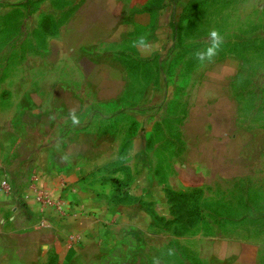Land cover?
Listing matches in <instances>:
<instances>
[{
  "label": "crops",
  "instance_id": "obj_1",
  "mask_svg": "<svg viewBox=\"0 0 264 264\" xmlns=\"http://www.w3.org/2000/svg\"><path fill=\"white\" fill-rule=\"evenodd\" d=\"M89 1L53 4L61 31L48 35L45 62L0 88V264H149L152 238L161 261L196 246L198 225L180 235L166 225L175 217L137 111L151 87L165 88L172 0ZM140 36L150 47L133 46ZM33 187L62 199L66 215L44 209Z\"/></svg>",
  "mask_w": 264,
  "mask_h": 264
},
{
  "label": "rangeland",
  "instance_id": "obj_2",
  "mask_svg": "<svg viewBox=\"0 0 264 264\" xmlns=\"http://www.w3.org/2000/svg\"><path fill=\"white\" fill-rule=\"evenodd\" d=\"M62 3L0 0V88L45 62L48 35L61 31V8L52 6ZM162 16L165 88L151 87L137 110L152 150L145 158L159 188L192 194L200 219L195 247L167 248L161 261L155 237L147 262L264 264V0H172ZM214 29L223 44L201 64L194 53Z\"/></svg>",
  "mask_w": 264,
  "mask_h": 264
},
{
  "label": "trees",
  "instance_id": "obj_3",
  "mask_svg": "<svg viewBox=\"0 0 264 264\" xmlns=\"http://www.w3.org/2000/svg\"><path fill=\"white\" fill-rule=\"evenodd\" d=\"M171 205V213L174 215L172 221L166 223L167 226H174V232L178 235L185 234L192 227L198 225L197 207L192 206V194L166 192Z\"/></svg>",
  "mask_w": 264,
  "mask_h": 264
},
{
  "label": "clouds",
  "instance_id": "obj_4",
  "mask_svg": "<svg viewBox=\"0 0 264 264\" xmlns=\"http://www.w3.org/2000/svg\"><path fill=\"white\" fill-rule=\"evenodd\" d=\"M209 40H210V43L204 50L202 51L197 50L194 53L195 58L201 64H203L204 62L211 63L214 60V58L219 54L221 45L223 44V37L215 29L209 33ZM133 46L146 49L150 47V44L145 36H140L133 42ZM68 116L73 126H78L81 123V119H80V116L76 108H72L69 111ZM173 254L174 253L172 252V250H170L169 255H173ZM156 264H159V261H157Z\"/></svg>",
  "mask_w": 264,
  "mask_h": 264
},
{
  "label": "built area",
  "instance_id": "obj_5",
  "mask_svg": "<svg viewBox=\"0 0 264 264\" xmlns=\"http://www.w3.org/2000/svg\"><path fill=\"white\" fill-rule=\"evenodd\" d=\"M1 188L6 192H9L11 190L7 180H3L1 182ZM33 192L36 195V200L40 203V205L44 209L55 210L62 216L66 215L65 203L62 201V199H54L50 196V194L47 191L39 190L35 187H33ZM75 239L76 238L74 236L69 237V240L71 242H74Z\"/></svg>",
  "mask_w": 264,
  "mask_h": 264
}]
</instances>
